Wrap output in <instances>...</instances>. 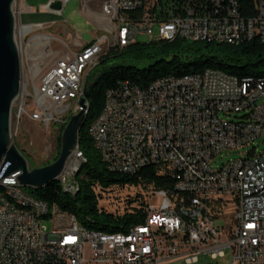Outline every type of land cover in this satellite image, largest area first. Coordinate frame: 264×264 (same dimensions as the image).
Here are the masks:
<instances>
[{"label":"built area","instance_id":"1","mask_svg":"<svg viewBox=\"0 0 264 264\" xmlns=\"http://www.w3.org/2000/svg\"><path fill=\"white\" fill-rule=\"evenodd\" d=\"M256 1L255 14L247 17L243 0H103V15L114 31L57 60L32 94L25 95L23 86L18 124L31 100L32 121L67 125L69 106H78V114L85 107L81 101L97 56L108 53L109 43L124 48L139 35H153L155 24L158 40L211 37L236 44L264 37V0ZM55 4L44 9L51 12ZM34 26L24 27L34 31ZM263 98L264 77L239 79L213 69L167 76L146 88L125 81L108 90L89 130L102 161L124 175L157 165L175 180V190L148 192L145 223L106 234L88 232L72 216L24 192L17 180L21 172L8 175L0 184L34 203V211H13L0 199V264H159L183 248L214 260L230 249L232 264H264V151L254 146L264 133ZM246 147H251L247 157L215 167L224 152ZM82 162L76 148L58 176L68 192L74 193ZM156 195L162 203L152 209ZM228 197L236 209L223 226L218 223ZM44 219L54 223L51 231Z\"/></svg>","mask_w":264,"mask_h":264},{"label":"trees","instance_id":"2","mask_svg":"<svg viewBox=\"0 0 264 264\" xmlns=\"http://www.w3.org/2000/svg\"><path fill=\"white\" fill-rule=\"evenodd\" d=\"M243 1L245 15L252 17L257 1ZM140 65L144 68L140 69ZM208 69L239 79L264 77V42L256 38L239 45H228L177 38L174 41L134 42L101 57L87 77V82L97 81V84L90 90L89 110L79 134V147L87 158V163L77 175L80 191L72 195L65 192L58 181H54L47 187L32 189V196L51 207L56 206L90 231L122 233L144 224L147 195L141 197L133 192L140 187L173 192L175 180L157 165L147 166L134 175L110 171L89 136V127L100 116L107 91L122 82L146 88L167 76L183 77ZM65 126L61 125L60 129L58 156ZM120 192H126L123 199L122 196H113V193ZM106 204L115 206V211H109Z\"/></svg>","mask_w":264,"mask_h":264},{"label":"rangeland","instance_id":"3","mask_svg":"<svg viewBox=\"0 0 264 264\" xmlns=\"http://www.w3.org/2000/svg\"><path fill=\"white\" fill-rule=\"evenodd\" d=\"M21 3H23V0H16L13 11L17 24L16 41L22 50V84L25 88L26 95L32 94L33 86L39 84L41 74L45 73L57 60L68 55L77 54L89 42L91 43L97 29L95 25L91 24L87 15L84 14L85 12L82 11L81 0H70L66 3H63L62 0H29V6L36 11L35 16L30 17L27 16L30 13L25 12L21 16L20 13L23 11L20 7ZM49 3H60L62 6L61 13L57 14L56 4L51 8V12L44 9ZM37 21L51 24L36 25L34 26V31H32L31 27H27V30H24V26H27L25 24ZM30 31L32 32L26 34ZM38 37H47L48 40L42 39L41 43L43 45L39 46L36 44ZM159 38V25L155 24L153 26V35H139L135 42L149 43L158 41ZM143 68L144 66L140 65V69ZM30 101L31 107H27V114L23 115L19 124L17 120L19 102L16 101L14 103L12 110V136L14 144L26 159L30 170H33L55 162L59 153L58 138L61 124L52 123L50 126H47L43 123L32 121L31 114L35 107ZM261 101L263 102L264 98ZM254 146L256 147L257 153L264 151V133L255 142ZM250 148L246 147L238 151L224 152L215 159V167H219L234 159L247 157V152ZM22 189L24 192L31 194V188L23 187ZM150 191H152L150 187H140L133 193L140 194L142 195L141 197H144ZM125 195L126 192L113 193V196H122L121 199ZM225 201L226 204L223 205L222 209L225 218L218 223L223 226H226L227 222L231 220L232 214L236 209L233 198L228 197ZM161 203L162 197L158 195L153 196L151 199V208L158 209ZM106 208L113 212L116 209L115 206L111 207L108 204H106ZM42 225L48 231H51L55 226L50 219H44ZM89 252L90 249L88 248ZM191 259H197V261L194 262ZM232 262L233 257L230 249L225 250L224 256L214 260L210 255L192 252L189 248H183L177 257H162L159 264H232Z\"/></svg>","mask_w":264,"mask_h":264},{"label":"water","instance_id":"4","mask_svg":"<svg viewBox=\"0 0 264 264\" xmlns=\"http://www.w3.org/2000/svg\"><path fill=\"white\" fill-rule=\"evenodd\" d=\"M15 2L16 0H0V179L21 172L17 177L21 186L41 189L57 181L72 151L79 145L85 114L82 110L73 116L63 129L61 151L55 162L30 170L26 159L14 144L11 133L13 105L21 96L23 87L22 54L16 41L17 24L13 11ZM55 8L61 9V4L57 3ZM96 84L97 81L87 82L82 105L89 101L90 90Z\"/></svg>","mask_w":264,"mask_h":264},{"label":"bare ground","instance_id":"5","mask_svg":"<svg viewBox=\"0 0 264 264\" xmlns=\"http://www.w3.org/2000/svg\"><path fill=\"white\" fill-rule=\"evenodd\" d=\"M50 22H51V20H50ZM24 30H27V27H24ZM258 38L261 39L264 42V37H257V39ZM37 39L38 40H42V39L48 40L47 37H38ZM199 40L207 41V42H214V40L211 39V37H202V38H199ZM162 41H170V40H162ZM134 42L135 41H131L130 45L132 43H134ZM215 43H217V42H215ZM218 44L239 45V44H242V43L233 44V42H224V43H218ZM115 48H117V43H109L108 53L111 50L115 49ZM119 49H122V48H119ZM20 51L22 53L21 47H20ZM108 53H106V54H108ZM101 57H103V56H97V63L99 62ZM172 77H174V76H172ZM249 78H252V77H249ZM82 110L84 111V114H85L84 116H85V119H86V116H87L88 110H89V102H88V100L85 101V107ZM77 114H78V106H69V109H67V119H71L73 116H75ZM98 118H100V116ZM89 130H91V126L89 127ZM89 130H88V132H89ZM77 150H79L80 155H82V159H83V162L80 163V167H79V172H80L82 167L87 163V158L84 155V153L81 151L79 145L77 146ZM57 181L59 182V179H57ZM59 183H60L62 189L65 192H68V189H65V186L62 185L61 182H59ZM79 191H80V184H79V182L77 180V186H75L74 193H71V192H68V193H71L72 195H76ZM0 199L5 200L7 202V206H9V208L12 209L13 211H16V212L34 211V203L27 202V201H22L21 198H19V196L16 195V192L14 190H12V186L9 185V184H0ZM41 202H43V201H41ZM72 218H74V217H72ZM75 221H77V220L75 219ZM85 230H87V229H85ZM87 231L88 232H95V231H90V230H87Z\"/></svg>","mask_w":264,"mask_h":264},{"label":"crops","instance_id":"6","mask_svg":"<svg viewBox=\"0 0 264 264\" xmlns=\"http://www.w3.org/2000/svg\"><path fill=\"white\" fill-rule=\"evenodd\" d=\"M82 1V11L85 12L84 14L87 15L89 21L91 22L92 25L96 26L97 31L94 33L93 42L96 38L99 36H102L108 32L113 31L115 27L114 23H111L107 18L104 17L103 15V0H81ZM48 5V4H47ZM21 9L23 10L20 14L25 13H30L27 16H35L36 11H34L30 6H29V0H23V3L20 5ZM32 14V15H31ZM28 25H50L49 23H44V22H32V23H27ZM26 24V25H27ZM24 25V24H23ZM90 43V42H89ZM88 43V44H89Z\"/></svg>","mask_w":264,"mask_h":264}]
</instances>
